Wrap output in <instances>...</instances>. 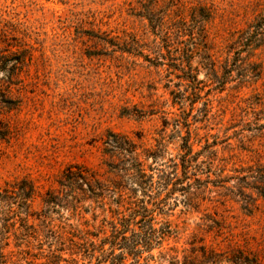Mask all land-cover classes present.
Segmentation results:
<instances>
[{"label": "rangeland", "instance_id": "1", "mask_svg": "<svg viewBox=\"0 0 264 264\" xmlns=\"http://www.w3.org/2000/svg\"><path fill=\"white\" fill-rule=\"evenodd\" d=\"M153 21L174 27L168 52ZM0 57L12 73H0V190L35 187L30 227L11 219L8 264L51 252L110 264L96 259L110 222L141 198L154 227H169L149 264H264V0H0ZM108 133L135 145L152 174L145 195L110 168L121 157L103 152ZM67 166L86 171L94 194L60 191ZM47 191L59 198L51 209Z\"/></svg>", "mask_w": 264, "mask_h": 264}, {"label": "trees", "instance_id": "2", "mask_svg": "<svg viewBox=\"0 0 264 264\" xmlns=\"http://www.w3.org/2000/svg\"><path fill=\"white\" fill-rule=\"evenodd\" d=\"M153 22H155L156 24L155 27H152V29L154 30L153 32H155V36L157 34H161L163 32V29L165 30L164 32H167L163 33V36H161L160 39L162 41V49L168 52V34H170V30L174 29V27H159L160 22ZM177 28L179 29V27ZM110 44L116 46L115 44ZM116 48H118V50H120L121 52H126L129 54L131 53V48L130 46L128 47V45L127 47L116 46ZM146 60L149 61L150 64L153 66L161 65V63H159L158 61V63H155L153 60H150V57ZM7 61H10V59H4L3 57L2 59H0V73H6L5 64L7 63ZM6 74L7 75L4 76L9 81V78H11L12 73L8 72ZM4 135L5 134L0 133L1 138L4 137ZM102 144L104 146V153H109L110 155H119L121 157L119 162L115 163L110 168H113V170L117 174H119L121 179H126L128 185L133 186V189H131L132 192H134L135 189H139L143 192V195H145L144 189H146V187L152 183L151 180L147 182V178H151L152 174L146 173V168L143 165V161H141L139 158L140 156L136 151L135 145H133L131 141L127 138L121 137L113 133H108L105 136V139L103 140ZM185 146H181L184 149V152L181 155V165L183 166L184 172L186 169L185 165L189 162L188 158H186V155H188L191 150L190 145H188V147ZM156 152L157 150L149 152L145 151L144 155L156 157ZM85 172L86 171H84L79 166H74V169L73 166H67L62 171L60 179L58 180L60 191H63L66 196H71L74 201H78L76 197L78 191L84 192L81 186H85L88 192L94 194V188H91V186H89L87 183V177ZM174 183H176V181H174ZM177 183H179V181ZM159 184L162 187H167L170 184L169 178L167 177L162 183ZM168 193H171V190L170 192H168L167 190V193L165 194L167 195ZM34 194L35 187L32 182L27 179H19L13 184L6 185L0 190V264H8L9 255H11V252L7 254L5 251V248L8 245L7 234L9 230L14 226V222H12L11 219H13L14 216H20V214L22 213L24 216L19 217L22 227L24 229L30 227L29 225H26V223L27 218L29 216L30 203ZM58 200L59 198L56 195H53L51 192L47 191L46 196L42 198V204L47 209H51L54 205H58ZM130 204H133V206H131ZM149 204L143 198H141L139 201L137 200V202L130 201L129 206L125 209L129 210L127 214H124L121 211L117 220L110 222V235L109 237L104 238L103 243L104 245L108 244L109 249L104 250L103 248H98V251L100 252L99 255L96 256L98 262L109 261L110 264H123L122 262L126 260V256L122 252L117 254L114 253V250L117 246L126 249V253L128 255L134 256L137 264H140V260L142 259L145 260V264H149L148 261L155 258L154 255L149 253L154 247L161 246L164 237L169 232V227L167 226V222L164 223V225H160L159 227H154L151 215L153 209L148 207ZM11 206H16L18 210H12ZM9 212H12V214L9 215ZM44 217L45 219H43L42 222H44L48 218V215L45 214ZM139 221H144L145 224L143 229L138 228V230H136L134 226ZM127 232L130 233V235H133V238H131L130 242H128L129 238L126 236ZM81 247L84 248L82 251L83 254L88 257H93L95 250H97V248L93 245L92 242L86 246L81 245ZM81 247H78V251H73L71 252V254L79 253ZM57 250L61 251L64 249L60 248ZM144 252H148V255L143 258L142 255ZM25 253L28 254V251H25ZM46 256L47 261L45 262V264H59L61 262H63L62 264L76 263L74 259L69 260L63 257L61 254L54 255L53 252H51V254L49 253V255ZM25 264L33 263L25 259ZM167 264H170V262L168 261Z\"/></svg>", "mask_w": 264, "mask_h": 264}]
</instances>
